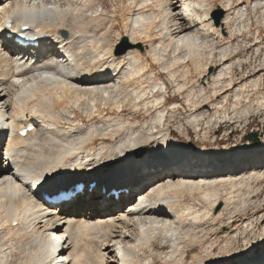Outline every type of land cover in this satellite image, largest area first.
<instances>
[{"label": "bare ground", "instance_id": "1", "mask_svg": "<svg viewBox=\"0 0 264 264\" xmlns=\"http://www.w3.org/2000/svg\"><path fill=\"white\" fill-rule=\"evenodd\" d=\"M127 1L117 14L94 9L98 0H0V264H264V252L255 253L264 224L259 241L247 237L264 221L256 215L264 210L261 128L214 150L207 140L221 118L246 127L251 111L264 110V96H251L259 77L235 79L251 62L240 55L250 0ZM252 2L263 10L264 0ZM217 5L226 16L215 24L208 18ZM25 27L42 45L8 36ZM122 35L132 46L118 53ZM181 95L186 104L168 105ZM180 110L191 126L173 122ZM191 127L204 138L183 157ZM69 181L85 189L56 207L31 192ZM114 187L129 192L116 200ZM242 210L252 211L245 227L217 231ZM158 237L168 241L163 255ZM239 238L242 251L231 243Z\"/></svg>", "mask_w": 264, "mask_h": 264}, {"label": "rangeland", "instance_id": "2", "mask_svg": "<svg viewBox=\"0 0 264 264\" xmlns=\"http://www.w3.org/2000/svg\"><path fill=\"white\" fill-rule=\"evenodd\" d=\"M98 1L100 3L98 2L97 4H95L94 5V9H97L100 5H103L102 6L103 8H107L111 12L115 11L117 14L119 13V11H121L123 9L126 10V8H127L126 4H128L127 0H98ZM242 6L243 7L245 6L244 8H246V4L245 3H243ZM242 6H240V7H242ZM244 8H242V9H244ZM208 9H210V8H208ZM250 9H251V11H250ZM171 10H173V9H171ZM177 11H181V9L177 8ZM248 12L249 13L247 14V16L243 15V18H242V19H244V24H245V26L242 27V31H243V34H244V36L246 38L245 37L244 38H240V41H241V44H242V46H241L242 52H241L240 55L243 56V57H248L250 55L249 56V61H251V62H248L247 64H245L244 71H243V69H237L238 72H237V75L235 76V79H236V82H242L243 83V82H248L249 81V83H254V81L259 77L258 79L260 80L259 81V90L260 91H259L258 94L257 93L253 94L255 96H253L252 93H251L252 99H254L258 95L260 97L264 96V45H262L263 47L262 46L260 47V50L258 52L257 45L253 44V42L250 41V39L254 40V39H256V36H259V38L256 39V42H259V41L264 42V20H262L264 18V7H263V10H262L261 7L257 8L255 6V3L252 2V0H250L249 1V11ZM135 16H136V14L133 15V17H135ZM225 16H226V12L222 8H220V6L217 5L214 9H211V13L209 14V18L208 19L214 20L213 23H215V24L217 23L218 24V23L222 22L225 19ZM239 23H240V20H239ZM260 24H263V26H261L260 31H258V33H256L257 29H258V26ZM128 37L129 36L122 35L121 38L118 39L117 42L115 43L114 50L118 52L119 45L124 41L125 38L128 39ZM215 37L217 38L218 35H216ZM241 39H243V40H241ZM127 43H128V41H127ZM130 46H132V45H130ZM213 68H214L213 66L209 65L208 71L212 70ZM218 68L215 70V74L218 73L217 71H219V69H220V68L219 69ZM163 74L166 75L165 73H163ZM164 75H163V77H164ZM194 80H195V82L197 84L201 81L199 76H195ZM174 88L175 87H170L168 89V93L167 94L169 96L176 95L177 91ZM174 100L175 101H179L181 103L183 102V104L187 103L186 98H184L183 95H181V96H178L177 99L168 100V102H167L168 105L171 102H174ZM253 102L254 101L248 102V104H251ZM254 104H255L254 107L257 106L256 103H254ZM251 106H253V104ZM86 109H88V106H85V108L83 107V109L81 108V109L77 110V116L79 115L78 117H80L82 119H85L84 110H86ZM80 111H82V112H80ZM262 111H264V110H262ZM262 111L260 113L251 111V113L248 116V120H247L248 121V125L246 127H243L242 125H240V122H236L235 119H230L229 117H227L229 119L221 118L215 124L211 125L212 132H211L210 137L207 138V140L210 143V148L212 150H214L216 148L225 147V145H229V144L231 145V144H233L234 142H236L238 140L240 141L242 139L253 138L255 136V134H256L255 129H257V128L258 129L261 128L260 137L262 139H264V128H262V126L264 125V112H262ZM142 114H143V112H142ZM188 115H189L188 112L180 110L179 112L175 113V117L173 118V120H174L173 122L177 126L179 124H183V123H184L183 125H185V126H187V125L191 126V124H189L187 122V119H186V117ZM147 117H148V115H147ZM173 127H175L174 129L176 131H178V128L176 126H173ZM191 129H192V131H191V134H190L189 138L188 139L185 138V139H187L186 140L187 141L186 145H188V146H187V148H185L186 150L182 149L181 152H184V151L188 150L189 152L191 151V153L194 154L195 151L199 150V148H200V146L202 144V140H203L204 137L201 136V135L197 136L195 128L191 127ZM183 143H185V142H183ZM192 151H194V152H192ZM199 168L203 169V167H199ZM253 168H251V171L253 170ZM262 183H263L262 184L263 185V190H262V192L260 194L261 203H263V201H264V199H263L264 198V181ZM187 202L190 203V204H193V203L196 204L198 202L199 204L198 203L197 204L199 206H197V208L201 207L200 200L199 199H193L192 196H188ZM240 202H241V200L239 199V201H237V203H240ZM239 205H241V204H239ZM224 206H225V202H223V201L220 202L219 201V203H217V205H216V207H214V209L215 210H220V209H223ZM85 208L86 209H84V210H87V207H85ZM238 215H239L238 218L235 217L237 220L234 221V222H231L229 220L224 219L223 224L224 223L225 224L229 223L230 226H232V228L227 227L226 225H223V224H221V225L217 224L216 225L217 231L220 230L219 232H223L226 229L228 231H231L232 229H235L239 224H240V226L244 225V227H245L247 219L251 218V216H252V211H250V210L243 211L242 210V211H239ZM256 215L259 216V217L261 215H263V217H264V210L258 212ZM256 215H255V217H257ZM262 223L264 224L263 219H261V221L259 223L255 221L253 226L248 228L247 237L249 236L248 238L252 242H256V241L260 240V236L258 235V233H259L260 226H262ZM252 228H253V230L250 232V229H252ZM3 238H4V234H1L0 235V242L2 241ZM167 242H168L167 239H164L162 237H158L155 240V242H154L155 249L157 251L161 252L162 255H163L164 252H166L168 250V247L165 248V245L167 244ZM231 243H232L233 248L235 250H238V251H242L245 247H247V244H244L245 241L243 240V238H239V240L236 241V242H235V240H233V242L231 241ZM195 250H196V248H195ZM145 252L147 254V253H149V250L146 249ZM263 252H264V245H258L256 247V252L255 253L256 254H262ZM0 257H1V254H0ZM159 262L160 261L158 260L157 264L161 263V262L160 263Z\"/></svg>", "mask_w": 264, "mask_h": 264}, {"label": "water", "instance_id": "3", "mask_svg": "<svg viewBox=\"0 0 264 264\" xmlns=\"http://www.w3.org/2000/svg\"><path fill=\"white\" fill-rule=\"evenodd\" d=\"M130 47V44L127 43L126 38L124 39L123 43L119 45L118 53H124Z\"/></svg>", "mask_w": 264, "mask_h": 264}, {"label": "snow or ice", "instance_id": "4", "mask_svg": "<svg viewBox=\"0 0 264 264\" xmlns=\"http://www.w3.org/2000/svg\"><path fill=\"white\" fill-rule=\"evenodd\" d=\"M65 195H67V193H65Z\"/></svg>", "mask_w": 264, "mask_h": 264}]
</instances>
